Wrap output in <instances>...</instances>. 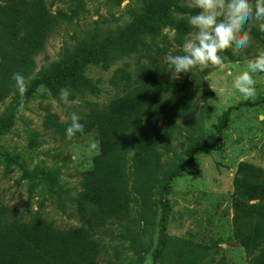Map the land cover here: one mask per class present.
<instances>
[{"label":"rangeland","instance_id":"1","mask_svg":"<svg viewBox=\"0 0 264 264\" xmlns=\"http://www.w3.org/2000/svg\"><path fill=\"white\" fill-rule=\"evenodd\" d=\"M44 1L58 24L34 58L24 111H17L21 96L15 86L0 104L2 118L12 116V123L0 131V151L10 153L9 159H0V203L21 220L40 216L58 229L82 225L77 199L83 172L99 152L90 148L93 140L99 144L98 136L91 131L68 141L45 126L47 115L60 122L70 121L73 112L83 117L89 102H108L122 93L127 80L145 88L158 87L167 79L185 81L195 96L191 110L174 122H158V173L138 175L129 168L125 215L95 233L101 246L99 264H249L235 234L233 180L240 162L264 170V73L253 74L252 99H245L233 81L256 56L261 42L251 32L247 48H229L232 57L220 53L222 66L193 69L175 78L166 56L183 54V43L194 29L185 34L170 26L152 27L158 20L154 10L160 6L181 17L173 7L176 0ZM179 3L194 8L191 0ZM258 23L252 27L264 32ZM67 70H76L81 80L99 91H71L69 104L62 103L59 93L42 79ZM0 78L7 81L1 72ZM41 85L46 91H40ZM138 136L139 132L126 136L131 149ZM191 140L206 146L198 148ZM161 170L179 171L160 190L153 178L160 177ZM165 201L163 233L169 240L158 256ZM240 221L250 234L264 230V215L240 216Z\"/></svg>","mask_w":264,"mask_h":264},{"label":"trees","instance_id":"2","mask_svg":"<svg viewBox=\"0 0 264 264\" xmlns=\"http://www.w3.org/2000/svg\"><path fill=\"white\" fill-rule=\"evenodd\" d=\"M148 1L143 4H147ZM174 10L160 6L154 10L158 20L152 30L170 26L187 34L191 31L188 17L199 11L175 1ZM56 14L44 0L0 1V104L11 93L15 82L12 74L22 73L30 79L35 56L44 49L48 36L57 27ZM251 32L264 48V32L251 27ZM231 56V51L222 52ZM107 63L105 61V67ZM54 92L61 87L71 91L87 90L92 94L99 91L97 86L86 84L76 70H67L59 75L42 79ZM32 80V86H34ZM195 96L185 81L167 79L158 87L145 88L128 80L122 93L108 102H89L88 112L81 117L84 132L77 133L71 140L95 131L99 140V152L92 159V167L83 172L81 192L77 199L82 225L65 229L56 228L50 221L36 216L29 220L16 218L10 208L0 203V264H99L101 246L95 233L114 220L122 218L129 206V168L135 174L151 176L158 173L160 152L157 124L162 119L174 122L177 115H186L194 103ZM4 116L0 114V118ZM12 123V116L2 118L0 131ZM70 121L60 122L54 115H47L45 126L51 127L62 137ZM139 132L133 148L126 136ZM198 148L205 142L196 143ZM8 151H0V159H9ZM189 167L193 165L190 157ZM186 165H182L184 168ZM179 170L160 171L161 176L153 178L159 189ZM235 207V234L249 257V264H264V230L250 234L241 227L240 216L260 218L264 215V170L248 162H240L233 180ZM160 193V191H158ZM252 201H254L252 203ZM163 226L158 256L168 245V236L163 233L168 204L163 203ZM240 212V213H239Z\"/></svg>","mask_w":264,"mask_h":264},{"label":"clouds","instance_id":"3","mask_svg":"<svg viewBox=\"0 0 264 264\" xmlns=\"http://www.w3.org/2000/svg\"><path fill=\"white\" fill-rule=\"evenodd\" d=\"M191 6L199 10L188 17L194 33L183 43V54L166 56L169 72L175 73V78L181 73H192L193 69L204 71L210 66H222L224 58L220 53L229 48L242 50L249 46L253 22H259V30L264 31V0H191ZM258 72L264 73V48L258 50L247 68L233 81L234 88L245 99H252L256 94L253 74ZM11 78L21 96L17 111L22 113L29 81L20 72L13 73ZM40 91H46L43 85ZM71 94L69 87H61L59 100L69 104ZM80 121L78 113H71L65 129L66 139L71 140L77 133L84 132L85 126ZM90 148L98 150V142L91 141Z\"/></svg>","mask_w":264,"mask_h":264}]
</instances>
